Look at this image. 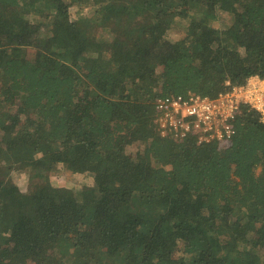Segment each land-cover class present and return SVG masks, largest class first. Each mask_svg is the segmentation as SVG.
<instances>
[{"label": "trees", "instance_id": "trees-1", "mask_svg": "<svg viewBox=\"0 0 264 264\" xmlns=\"http://www.w3.org/2000/svg\"><path fill=\"white\" fill-rule=\"evenodd\" d=\"M253 75L264 0H0V264H264L261 112L208 143L153 122Z\"/></svg>", "mask_w": 264, "mask_h": 264}, {"label": "built area", "instance_id": "built-area-1", "mask_svg": "<svg viewBox=\"0 0 264 264\" xmlns=\"http://www.w3.org/2000/svg\"><path fill=\"white\" fill-rule=\"evenodd\" d=\"M229 90L216 97L188 91L155 99V123L160 135L173 139L193 137L199 143L222 141L235 132L234 120L243 105L264 118V79L253 75L242 85L229 82Z\"/></svg>", "mask_w": 264, "mask_h": 264}, {"label": "rangeland", "instance_id": "rangeland-1", "mask_svg": "<svg viewBox=\"0 0 264 264\" xmlns=\"http://www.w3.org/2000/svg\"><path fill=\"white\" fill-rule=\"evenodd\" d=\"M128 4H130V6H135V12H136V15L137 17L142 20V21H145V22H149L151 21V19L155 16L156 12H157V9L156 8H148V7H144L139 1H132V2H129ZM77 10V11H76ZM78 10H80V8L78 6H72L71 7V11H73V15L72 17L75 18L77 16V12ZM76 11V12H75ZM228 16V15H227ZM225 15V17H227ZM83 26H85V24H83ZM219 26H223L221 23ZM264 119V118H263ZM3 131L0 130V137L3 135ZM7 136L9 137V134H7ZM130 153L131 154H135L136 152V147L133 146V147H130ZM16 180L17 179H20L19 177H17L15 175L14 177ZM21 183H23V181L21 180Z\"/></svg>", "mask_w": 264, "mask_h": 264}]
</instances>
